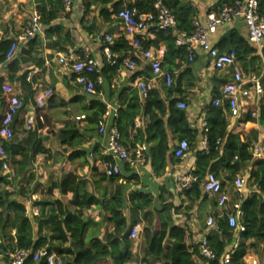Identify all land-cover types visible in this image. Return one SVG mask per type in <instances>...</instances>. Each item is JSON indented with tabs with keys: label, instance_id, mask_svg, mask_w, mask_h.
I'll return each mask as SVG.
<instances>
[{
	"label": "trees",
	"instance_id": "obj_1",
	"mask_svg": "<svg viewBox=\"0 0 264 264\" xmlns=\"http://www.w3.org/2000/svg\"><path fill=\"white\" fill-rule=\"evenodd\" d=\"M154 1L138 0L135 6L139 13L154 14L152 8ZM162 2L175 18V30L191 34L194 31L193 23L196 19V10L192 5L183 0H162ZM229 2L230 0H218L216 6L218 8ZM258 12L264 16V0H258ZM54 17L53 14L46 16L44 9L41 11V22L44 24H49ZM151 34L153 35L151 40H142L140 44L142 49L151 46L155 49L164 47L161 67L165 64L170 70L169 65L174 60L178 61L177 65L187 62V52L184 47L174 45L172 31L160 30ZM9 45V41L0 40V62L2 63L5 62ZM106 46L120 58L114 65L106 63L99 70L103 82L110 81L116 75L120 67V59L131 50L130 45L123 38H118L113 41V44L108 43ZM217 48L221 52L233 48L241 71L246 69L248 57L259 59L257 50L247 39L232 31L222 37ZM261 52L264 56V47ZM22 61L17 57L8 62L6 76H0V114L6 107V100L1 92L2 84H11L16 81L21 85L30 86L25 82L26 74L20 73ZM138 75L133 74L130 80L135 82ZM86 76L94 79L95 74ZM150 76L149 69L145 77ZM75 77L76 74H73L72 79L74 80ZM226 83L225 81L222 85ZM102 85L95 87V93L99 92ZM161 86L165 90L164 97L161 96L156 85L150 86L144 99L140 98L137 89L123 88L119 91L117 114L111 121L120 134V143L129 154L131 152V155L133 152L130 150H133L136 144L150 145L143 156L152 174L158 177L163 175L167 161L170 164L179 161L172 155L174 144H170V140L173 142L186 140L189 144V152L192 151L195 159L190 173L196 180L183 194L184 199L190 203L207 195L202 191V180L207 173L211 172L217 176L220 170H224L234 176L244 167L248 168L246 185L251 192L241 202L242 217L239 224L242 231L238 233L236 247L232 249L230 256L231 264H246L247 250L255 245L264 244V161L251 157L248 150L251 141L243 139V132L229 131L226 103L219 107L213 106L211 102L205 105L207 150L197 149V130L191 128L185 109L176 106L178 101L184 98L169 99V93L176 91L177 88L173 84L169 88L162 83ZM128 90L130 95L126 94ZM121 95L127 97L126 105L122 102ZM217 97H219V91L213 94L212 100ZM104 110V102L96 99L89 101L85 115L86 125L82 133L74 123H64L60 132L61 144L73 149L68 157L70 161L81 157L87 158V152L79 148L75 149V145L80 144L85 136L91 133L96 134L97 122ZM37 112L41 113L40 110ZM260 114L258 122L264 125L263 105H261ZM138 115L145 118L143 129L134 128V119ZM238 121L252 123L255 120L250 116V112H247L244 120ZM15 122L16 117L11 123L12 137L2 141L5 159L12 170L11 174L0 176V250L15 247L35 250L43 247L56 252L62 258L63 264H126L133 257L134 242L129 237V233L133 226L139 224L141 232L138 236L141 238L140 241L145 243L142 264H203L205 260L199 254L198 245L187 244V230L173 223L172 215L178 208L172 203L165 202L162 195L158 197L161 200L160 205L156 206L149 191L141 187L131 189L130 185L137 183L138 179L132 173V167L122 162H119V166L122 165L119 174L107 177L102 169L96 174L98 177L96 183L100 188L96 193L92 191V188L86 189L75 172L68 171L60 178H51L43 193L50 200L36 202V205L42 208L49 205L50 213L45 216V219L43 218L46 213L33 218L36 220L34 230L31 219L24 216V207L13 197L23 193L24 186L20 184L23 180L32 179L28 172L29 165L32 158L43 151L42 141L37 137L36 131H30L23 140H16L14 138ZM47 124L49 126V121ZM89 153L93 155L90 158L93 171H96L98 162L111 159L100 155L97 146L93 147ZM234 157L237 158L236 161L233 160ZM101 183L104 185L100 186ZM14 186L18 188L13 192L8 190V187ZM58 195L60 199L57 198ZM232 212L233 205L230 204L228 213ZM211 215L216 223L207 233L206 240L215 254V259L207 264H220L221 255L235 241L236 233L228 227L226 212L221 217L216 213ZM94 219L99 222V226L104 231L100 237H93L87 241L88 224L93 223ZM42 228L47 231L45 235H42ZM12 231H14L13 235ZM248 241L253 243L248 245Z\"/></svg>",
	"mask_w": 264,
	"mask_h": 264
},
{
	"label": "crops",
	"instance_id": "obj_2",
	"mask_svg": "<svg viewBox=\"0 0 264 264\" xmlns=\"http://www.w3.org/2000/svg\"><path fill=\"white\" fill-rule=\"evenodd\" d=\"M183 1L190 3L196 10L195 20L200 25L205 24L207 13L218 10L221 7L217 8L216 6L218 0ZM126 2L127 0H72L70 7L65 9L59 0H35L36 10L39 15V32L19 46L16 56V58L19 57L23 60L20 65V73L26 74L25 82L29 83L30 86L21 85L16 81L11 83V85L23 101V108L15 116L14 138L16 140H23L30 131H36L37 137L42 141L41 147L43 151L38 152L32 158L28 171L32 179L23 180L21 182L22 186L28 184L32 188L40 184L43 189L45 187L44 181L46 180L43 181L40 177L41 175L45 178L47 177L48 181H50L51 178L56 179V175L60 178L68 171H72L77 174L86 189L91 190L92 188V191L95 193L99 192L100 188L96 183L98 180L96 174L101 172V168L96 164V171L91 169L92 161L88 157V153L95 146L100 151L105 143L104 137L97 134V130L96 134L91 133L89 136H85L80 144L75 145V149L85 150L87 158L70 161L68 157L73 149L61 144L62 134L60 132L64 123L70 122L74 123L80 133H82L86 125V110L89 107L91 99L104 102L105 108L109 106L117 109V95L119 91L123 88L137 89L138 91L137 82L142 78L147 79L145 76L149 73V69L146 62L140 57H135L137 68L134 73H129L124 68L119 67L116 75L110 81H104L99 92L94 93L92 96L86 95L81 86L76 84L72 79L75 73L71 71L70 64L77 59L83 58L85 53H88L91 58L96 60L100 70L107 63L103 56V49L107 47L108 43L113 44L114 40L123 38L130 45L131 34L115 16V11L126 4ZM43 9L46 11V16L55 15L49 24L41 22V11ZM103 12L104 14H102ZM30 15L31 6L28 0H0V40L10 42L11 39L21 34V31L26 28L30 21ZM229 31L247 39L246 28L242 20L235 19L228 24L214 28L208 36L209 43L217 48L222 37ZM105 36L110 37V42L107 43L105 41ZM152 38L153 35L151 32H148L143 35L142 39L151 40ZM263 47L264 42L260 49L254 47L257 50L256 53L259 59H251L252 56L248 57L246 59V69L242 71L244 80L248 81L246 87L249 91V98L242 99L243 104L238 117L232 119L227 116L229 131H241L243 132V139L251 141L248 150L255 143H264V125H260L258 122L261 115L260 103L262 97L257 98L252 89V81L258 80L264 95V56L261 52ZM125 56L132 57V54L127 53ZM61 57L65 58L66 63L60 64L58 62V59ZM187 62H181L180 65H177L178 61L174 60L169 65L170 70H168L165 64L162 65V69L171 72L172 84L177 88L176 91L171 94L169 93V99L184 98V100L178 102H183L186 106L187 120L191 128L197 130L196 147L200 149L201 138L203 136L201 121L205 122L204 107L212 101L213 94L219 91L223 86L222 83L229 81L230 70L229 68L225 70L213 69L206 55L200 50L195 51L192 62ZM7 63V61L0 62L1 77H5L7 74ZM27 73L30 74L29 78H27ZM133 74H139L135 82L130 80ZM188 78L192 80L186 81ZM151 85H156L159 88L161 96H165V90L161 86L159 79L155 80ZM45 89L51 90V97L46 101L43 108L34 110V96L39 91ZM126 94L130 95V91L128 90ZM120 97L126 105L128 103L127 97L124 95ZM38 110L41 113H38ZM255 111L257 112L256 117L252 116ZM247 112H250V116L255 121L252 123L239 122V119L244 120ZM31 115L34 116L35 121L30 129H26L25 120ZM76 116L81 117V119L75 120ZM47 121L50 123L49 126ZM144 122L145 118L140 115L136 116L134 128L143 129ZM175 142L170 140V144H174ZM136 145L145 147L142 153L147 151L150 146L147 144ZM133 150L130 151L133 152ZM16 160H18L17 157ZM194 163L195 159L192 151H190L187 157L184 160L178 161V163L170 164L167 161L163 175L155 177L143 156V162L132 167V173L137 176L138 182L130 185L131 189H139L141 187L149 191L154 198L156 206L160 205L161 200L158 197L162 195L165 198V202L172 203L177 207V211L172 215L173 223L187 230V244L190 245L196 244V241L201 237H206L207 233L211 230H208L205 224L208 216L214 213L220 215L223 211L228 212L230 204L233 205L239 198V195L233 188L235 177L240 174H246L247 180L248 176V168L246 167L234 174V176L229 175L224 170L218 172L217 178L222 182L223 191L230 199V202L225 207L226 210L225 208H219L216 205L215 198L209 195L201 196L195 202L190 203L176 189L173 176L178 172H191ZM9 167V174H11L12 167L11 165ZM120 167L122 168V165ZM55 170L57 171L54 172ZM49 173L50 175H48ZM246 184L241 192L242 200L251 192ZM103 185L101 183L100 186ZM32 197L34 199H31ZM57 198L60 199V196L58 195ZM25 200H34L32 206L39 209V215L46 213L44 215L46 216L48 211H50V208L47 206L42 208L36 205V202L50 200L46 194L39 197V194L34 191L28 198H22V201L17 202L22 204ZM92 224L98 226L97 231L100 232V237L104 229L99 226V222L95 219ZM239 228L241 229L234 230L236 233L235 241L225 249V252L232 251L236 247L238 233L242 231L240 224ZM251 242L248 241L247 244L249 245ZM133 244L132 260L126 264H142L141 259L145 243L139 241ZM245 262L246 264H264V244L255 245L247 250ZM0 264H4V262L0 261ZM203 264H206V262L204 261Z\"/></svg>",
	"mask_w": 264,
	"mask_h": 264
},
{
	"label": "built area",
	"instance_id": "obj_3",
	"mask_svg": "<svg viewBox=\"0 0 264 264\" xmlns=\"http://www.w3.org/2000/svg\"><path fill=\"white\" fill-rule=\"evenodd\" d=\"M65 9H68L72 0H59ZM138 0H127L126 4L120 7L116 13V18L122 23L126 30L131 34L130 42L131 50L128 53L132 57L124 56L120 59L119 65L129 73H134L137 65L135 57H140L146 62L150 69L151 76L149 78H142L137 82L138 93L141 99H144L151 84L157 79L166 87L169 88L172 84V74L168 70H163L161 67L164 56V47L157 49L147 48L142 49L140 42L143 40V35L148 32L157 31H172L174 35V45L176 47H184L187 52V61L190 63L194 59L196 50H200L206 55L211 67L216 70H225L229 68L230 79L219 89V97L211 101L212 105L219 107L226 103L227 116L235 119L240 114L242 107V99L249 98V91L247 90V80H244L242 71L235 58V50L230 48L228 51L221 52L218 48L212 46L208 41L209 34L217 26L228 24L235 19H241L245 28L247 41L256 49H260L264 42V16L258 12V0H230L229 3H224L215 12L211 11L206 14L205 24L200 25L194 20V31L191 34L176 31L175 18L162 0H155L152 4L154 14L139 13L135 3ZM31 6L30 21L26 28L21 31V34L11 39L9 48L5 55V61L10 62L16 58L19 46L26 41L33 38L40 29L39 15L36 10L35 0H28ZM105 41L110 42V37L105 36ZM103 56L106 62L114 65L120 58L118 54L110 51L108 47L103 49ZM131 56V55H130ZM60 64L66 63L65 58H59ZM70 69L76 74L74 82L81 86L83 92L92 96L95 93V87L103 83L102 77L99 75V68L96 60L91 58L88 53L83 55V58L77 59L70 64ZM95 74L94 79L87 78L86 75ZM30 74L27 73V78ZM252 89L257 98L262 97L260 105L264 106V95L262 87L258 80L252 81ZM2 95L6 100V107L0 114V176H5L10 173L9 164L6 161L5 150L2 141L9 140L12 135L11 123L17 113L23 108V101L21 97L15 92L11 84L5 83L1 86ZM51 97V90L45 89L39 91L34 96V110L41 109L46 101ZM177 108L185 109L183 102L176 104ZM116 108L107 106L97 122V134L104 137L105 143L100 149V155L110 157V160L98 162L103 173L107 176H114L120 173L119 162L126 163L130 167H134L143 162V151L145 149L142 145H136L133 150V155L129 154L125 147L120 143V134L111 121L116 117ZM252 116L256 117L255 111ZM81 117L76 116L75 120H80ZM35 121L33 115L25 120V128L30 129ZM202 138L201 148L207 150L206 124L201 121ZM253 159L264 161V143H255L250 146L249 150ZM189 154V144L186 140H179L174 143L172 155L175 159L184 160ZM89 158H92V153H89ZM237 160L236 157L233 159ZM175 187L180 194L191 186V183L196 180L190 172H178L173 176ZM246 183V174L236 176L233 181L234 191L239 195V198L233 203V212H226L227 224L233 230H240L239 221L242 217L241 210V192ZM202 191L213 196L216 205L219 208H225L230 202L228 195L223 191V184L217 176L211 172L207 173L202 180ZM31 199H34L33 197ZM34 200H25L23 203L24 216L31 219L39 215V209L33 207ZM226 210V208H225ZM225 214L221 212L219 217ZM216 220L210 215L206 218V227L212 229L215 226ZM141 231L139 224L133 226L130 230L129 237L135 239ZM14 231H12V234ZM206 234V233H205ZM199 248V254L202 256L207 264L215 259V254L209 248L206 237L203 236L196 241ZM232 251L224 252L220 257V264H231L230 256ZM0 261L4 264H63L62 258L54 251H49L46 248H38L35 250L24 248H12L0 250Z\"/></svg>",
	"mask_w": 264,
	"mask_h": 264
},
{
	"label": "rangeland",
	"instance_id": "obj_4",
	"mask_svg": "<svg viewBox=\"0 0 264 264\" xmlns=\"http://www.w3.org/2000/svg\"><path fill=\"white\" fill-rule=\"evenodd\" d=\"M80 159L84 160V157H81ZM56 171L57 170H55L54 172H56ZM48 175H50V173ZM40 177L42 178L43 181L46 180V181H44L45 182L44 183L45 187L43 189L41 187L42 185H40V184H39V186H37V187L36 186L35 187L33 186L32 188L29 187L28 184L27 185H23L24 186L23 193L21 195L16 194L13 198L16 201H22V198H28V196H30V194H32L34 191H36L39 194V197H41V195H43V191L46 190L49 181H48V178L47 177L45 178L43 175H41ZM56 178H58V175H56ZM17 188H18V186L8 187V190L11 191V192H13ZM35 188H36V190H35ZM23 203L22 204L20 203V204L23 206ZM47 207L49 208L50 206L48 205ZM48 213H50V212L48 211ZM36 217H38V216H36ZM43 219H45V216H44ZM31 222H32V225H33V229L35 230L36 229V226H35L36 225V220H33V217L31 218ZM97 228H98V226L93 225L92 223H89L88 224V230H87V233H86V240L87 241L89 239L93 238V237H99L100 232L97 231L98 230ZM46 233H47L46 229L42 228V235H45ZM139 237L133 239V242L134 243L139 242L141 240V238H139Z\"/></svg>",
	"mask_w": 264,
	"mask_h": 264
}]
</instances>
